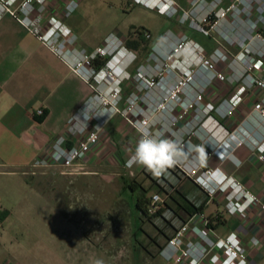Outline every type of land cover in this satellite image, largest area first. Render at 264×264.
Listing matches in <instances>:
<instances>
[{
	"label": "built area",
	"instance_id": "built-area-1",
	"mask_svg": "<svg viewBox=\"0 0 264 264\" xmlns=\"http://www.w3.org/2000/svg\"><path fill=\"white\" fill-rule=\"evenodd\" d=\"M49 1L0 0V19L10 14L22 23L63 59L93 94L33 167H73L100 144L107 124L119 116L139 139L143 130L173 140L185 155L171 169L190 179L209 199L222 196L230 217L246 223L257 211L264 233V200L232 175L208 165L215 156L232 160L241 147L264 165V133L260 131L264 129V53L252 62L250 53L242 50L231 57L221 42L234 41L219 30L233 22L230 19L239 5L258 10L264 19V0H189L188 7L175 0H161L163 8L146 7L175 19L179 27L153 43L151 33L143 31L148 49L139 64L137 52L127 46L128 38L116 33L91 52L78 47L71 29L61 20L53 16L45 21ZM77 1L69 0L66 8L57 3L56 8L67 18ZM188 29L213 39L217 47L207 50ZM219 86L230 94L207 98V92ZM37 115L44 116V110L39 109ZM225 121H234L233 128ZM195 137L198 144L192 143ZM193 146H203L207 155L193 151ZM131 155L124 168L133 175L135 164L126 167ZM162 202L159 194L154 195L150 213L155 214ZM262 245L258 235L247 237L232 231L221 237L210 228L205 214H197L175 230L161 257L169 264H248L250 252Z\"/></svg>",
	"mask_w": 264,
	"mask_h": 264
},
{
	"label": "rangeland",
	"instance_id": "rangeland-1",
	"mask_svg": "<svg viewBox=\"0 0 264 264\" xmlns=\"http://www.w3.org/2000/svg\"><path fill=\"white\" fill-rule=\"evenodd\" d=\"M68 1L60 0L59 4L66 8ZM175 1L182 7L190 6L189 0ZM248 7L239 5L230 19L233 22L219 30L222 35L230 36L229 41H234V44L221 42L231 57L242 50L250 53L252 62L264 53L261 42L264 19L258 10L250 11ZM67 19L75 44L87 52L94 50L90 47L102 45L111 33L134 39V32L146 30L151 33L153 43L168 30L179 27L175 19L132 0H78ZM188 32L207 50L217 47L213 39L189 29ZM137 54L139 64L147 53ZM110 174L108 180L94 176L92 184L78 181L76 187L73 178L66 179L60 188L52 182L28 187L20 175L0 174V214L9 212L0 220V264H97L98 261L101 264H169L161 257V251L175 230L184 224L169 209H176L175 202L165 192H171V188L139 165L134 166L133 175L121 171ZM154 180L162 189L154 185ZM165 180L175 186L179 183L171 174ZM132 181L148 190V197L161 196L163 202L159 204L158 216L142 220L136 209L137 194L127 188ZM190 185L185 181L183 192L193 202L199 199L206 202L207 218L219 213L229 219L221 198L209 199L199 190L194 194ZM172 195L181 201L177 194ZM229 229L220 228L216 232L226 237L232 232Z\"/></svg>",
	"mask_w": 264,
	"mask_h": 264
},
{
	"label": "crops",
	"instance_id": "crops-1",
	"mask_svg": "<svg viewBox=\"0 0 264 264\" xmlns=\"http://www.w3.org/2000/svg\"><path fill=\"white\" fill-rule=\"evenodd\" d=\"M59 1H49L44 19L47 21L55 16L69 27L68 19L56 8ZM92 94L90 86L63 59L22 23L10 14H4L0 19V174L20 175L28 187H33L34 183L52 182L58 188L61 182L70 178L75 180L76 187L78 181L92 184L94 176L108 180L112 172H127L124 163L134 152L139 138L119 116L107 124L100 144L73 167H33L56 138L65 132L68 121L81 111ZM229 94L227 89L219 86L210 89L207 98L216 99ZM39 109L44 110V116L37 115ZM225 125L232 129L234 121H225ZM260 131L264 133V129ZM199 142L198 137L192 139L193 144ZM208 165L232 175L264 200V165L246 147L239 148L232 160L222 161L215 156ZM165 173V176L171 174L176 177L173 173L177 172L171 169ZM180 178L182 183L191 184L190 190L194 194L196 190L205 194L191 180ZM220 198L223 200L222 196L214 199ZM201 201L199 199L195 203L201 204ZM225 227L247 237L260 236L263 245L250 252L249 262H264V233L259 226L257 211H253L246 223L229 216L226 226L221 228Z\"/></svg>",
	"mask_w": 264,
	"mask_h": 264
},
{
	"label": "trees",
	"instance_id": "trees-1",
	"mask_svg": "<svg viewBox=\"0 0 264 264\" xmlns=\"http://www.w3.org/2000/svg\"><path fill=\"white\" fill-rule=\"evenodd\" d=\"M144 31V30H143ZM143 31L137 30L136 32L133 33L135 35L134 39L128 38L127 46L131 49L139 53V56H142L145 52H147L148 49V44L144 41L142 35ZM146 31V30H145ZM99 64V63H98ZM96 63V65H98ZM168 171H171V168L168 169ZM177 179L179 180V183H177V186L170 184L168 180H165L164 175L162 174L160 179L167 183L169 188H171L170 191L165 192L169 193V197L175 202L176 204V209L169 208L172 213L178 218L182 223H186L187 220L190 217H193L194 215L197 214H205L206 211V202L198 204L193 201H191L188 196L183 192L182 190V181L183 179L177 176V173H173ZM184 180H190L188 178H184ZM154 185L159 186L161 189L162 187L159 185V183L154 180ZM181 182V183H180ZM127 188L132 192L136 193L137 196L135 197L136 200V209L140 213V216L142 220L144 219H151L156 216H158L161 213V210L157 211L155 214L150 213V205L153 197H148V190L144 189L141 185L139 184H134V181L128 183ZM172 193H175L179 196L181 201H178ZM150 198V199H149ZM9 215L8 211H4L2 214H0V220H4L7 216ZM209 220V225L210 228L213 230H218L219 228L226 226L227 224V219L219 214L215 213L212 215H209L208 217Z\"/></svg>",
	"mask_w": 264,
	"mask_h": 264
},
{
	"label": "clouds",
	"instance_id": "clouds-1",
	"mask_svg": "<svg viewBox=\"0 0 264 264\" xmlns=\"http://www.w3.org/2000/svg\"><path fill=\"white\" fill-rule=\"evenodd\" d=\"M148 8H163L161 0H137ZM170 2V0H169ZM193 151L207 155L203 146H193ZM182 149L171 139L148 135L141 130V137L134 152L126 162V167L133 164L143 166L153 176L159 177L184 157ZM101 264V262H97Z\"/></svg>",
	"mask_w": 264,
	"mask_h": 264
}]
</instances>
